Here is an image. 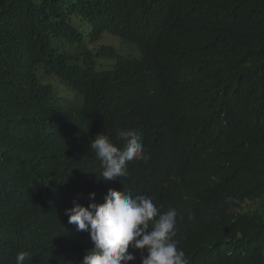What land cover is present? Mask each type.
I'll list each match as a JSON object with an SVG mask.
<instances>
[{
  "label": "trees",
  "instance_id": "trees-1",
  "mask_svg": "<svg viewBox=\"0 0 264 264\" xmlns=\"http://www.w3.org/2000/svg\"><path fill=\"white\" fill-rule=\"evenodd\" d=\"M127 130L148 159L104 184ZM109 189L175 208L189 264H264V0H0V264H81L65 211Z\"/></svg>",
  "mask_w": 264,
  "mask_h": 264
},
{
  "label": "clouds",
  "instance_id": "clouds-1",
  "mask_svg": "<svg viewBox=\"0 0 264 264\" xmlns=\"http://www.w3.org/2000/svg\"><path fill=\"white\" fill-rule=\"evenodd\" d=\"M118 138L123 147L116 146L103 133L90 143L103 171V183L117 184L115 180L128 175V164L147 160L141 134L136 130L120 131ZM121 181V180H120ZM93 201L65 211L68 223L77 231L88 232L94 247L88 250L81 264H130L141 253V264H189L185 251L179 247L177 237L178 212L170 207L161 211L146 195L133 196L127 191L109 189L101 204ZM139 251V252H138ZM29 253L20 252L15 264H25Z\"/></svg>",
  "mask_w": 264,
  "mask_h": 264
},
{
  "label": "rangeland",
  "instance_id": "rangeland-1",
  "mask_svg": "<svg viewBox=\"0 0 264 264\" xmlns=\"http://www.w3.org/2000/svg\"><path fill=\"white\" fill-rule=\"evenodd\" d=\"M114 47L121 56L123 57H129L132 60H135L138 58V51L135 47L131 46L130 44L123 43L120 39L115 38L114 36L105 33L99 43H97L96 47ZM115 61H106L102 60L100 61V64L105 65L106 68L110 67L112 64H114ZM62 91V90H61ZM64 96L67 99L72 100L76 105L82 104V97L77 95L76 93L71 92H64Z\"/></svg>",
  "mask_w": 264,
  "mask_h": 264
}]
</instances>
